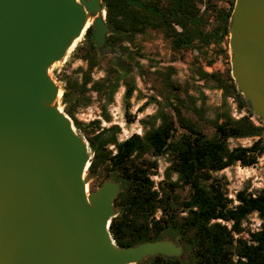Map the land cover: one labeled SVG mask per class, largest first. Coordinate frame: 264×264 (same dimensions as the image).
Listing matches in <instances>:
<instances>
[{"label": "water", "instance_id": "water-1", "mask_svg": "<svg viewBox=\"0 0 264 264\" xmlns=\"http://www.w3.org/2000/svg\"><path fill=\"white\" fill-rule=\"evenodd\" d=\"M86 17L110 49L102 0H0V264H132L185 250L172 238L116 245L120 184L88 191L89 145L49 74ZM228 46L237 90L264 120V0H235Z\"/></svg>", "mask_w": 264, "mask_h": 264}, {"label": "trees", "instance_id": "trees-1", "mask_svg": "<svg viewBox=\"0 0 264 264\" xmlns=\"http://www.w3.org/2000/svg\"><path fill=\"white\" fill-rule=\"evenodd\" d=\"M218 0H102L105 9V22L109 27L106 40L128 50L124 41L133 42L138 34L147 30H158L169 39L174 50L189 46H204L221 42L227 45L230 16L235 0H227V5H217ZM203 9L201 10V6ZM213 14L214 24L207 27V13ZM226 55V49H221ZM86 62L80 69V79L66 75L62 85L61 101L63 110L72 118L76 128L82 130L92 150V158L87 167V177L98 174L100 166L113 170L122 183V190L114 197L119 206L117 215L111 218L109 231L118 246H130L144 240L161 238L165 233L184 241L190 248L196 264H264V188L252 194L245 190L236 193L238 203L230 205L224 182L213 175L227 166L239 162L242 166L254 165L264 153L261 138L264 125L256 124L252 112L233 118L229 113L217 117L214 133L205 134L175 107L174 117L162 114L157 126H151L143 134L133 133L123 140L117 139L118 127L111 125L96 132L88 124L75 117L77 107L86 105L90 97L87 90L103 93L107 102L113 98L124 78L125 106H130V98L136 88L130 74L131 63L122 58L110 65L106 75L94 80L92 69L99 64L100 53L93 40V28L89 25L84 32V41L76 46L75 52ZM209 61L208 64H211ZM123 71V73H121ZM76 72V70L74 71ZM199 75L209 77L216 87L223 88L226 94H233L238 109L248 108V100L237 90L230 75L225 72L206 73L200 69ZM87 87V84H89ZM128 119L129 114L126 113ZM107 118V117H106ZM222 118L221 122H218ZM131 120V119H130ZM179 122L185 131L176 135L175 124ZM258 136L250 145L229 147V138ZM108 144L114 145L115 152ZM172 155L166 173L175 172L177 179L171 181V190L177 185H188L189 194L181 201L185 215H180L168 194L159 196L150 178L149 162L145 155ZM155 165V163H154ZM106 175V174H104ZM104 175L99 179L102 181ZM157 209L161 214L155 218ZM257 212L262 219L258 230L250 232L249 238L234 237L243 230L242 220L251 212ZM217 219L230 221L228 227ZM132 264H184L176 257L156 254L145 263Z\"/></svg>", "mask_w": 264, "mask_h": 264}, {"label": "rangeland", "instance_id": "rangeland-1", "mask_svg": "<svg viewBox=\"0 0 264 264\" xmlns=\"http://www.w3.org/2000/svg\"><path fill=\"white\" fill-rule=\"evenodd\" d=\"M226 1L218 0L217 5L224 7L227 5ZM200 6L202 10L204 6L202 4ZM207 16V27H210L215 20L210 12L207 13ZM84 31L85 29L83 35L80 36L74 46L67 50L64 57L54 62L49 68L50 76L61 90L66 75H73L80 79L81 71L79 68H86V62L74 53L76 46L84 41ZM107 43L109 42L107 41ZM109 44L111 48L108 50L102 51L98 48L100 61L92 69V78L94 80L101 79L106 75L110 65L118 63L122 58L131 57L132 59H127V62L130 61L131 63L130 74L134 77L136 88L130 98L128 108L125 106L123 97L124 78L119 80V86L110 102H107V98L103 93L87 90L85 95L90 97L89 103L77 107L74 115L79 121L86 124L93 120L99 121L98 129H96L95 124L86 126L89 131L94 128L97 132L103 127L116 125L118 127L117 139L123 140L133 133L143 134L151 126H157L162 120V114L174 117L175 107H178L183 116L208 136L214 133L216 118L222 117L225 112L233 118H239L250 110L253 121L256 124L264 125V120L255 115L250 106L238 109L233 94H226L223 88L215 86L211 78H203L199 75L200 69H203L206 73H211L213 71L225 72L229 67L231 71V50L228 43L225 45L221 42L222 48L216 43H210L199 47L189 46L174 50L169 39L165 38L160 31L149 29L146 33L136 35L133 42L124 41L123 44L127 45L128 50L124 51L118 45ZM221 49H226L227 57ZM209 61H212V63L208 64ZM75 70L76 72H74ZM89 85L90 83L87 84V87ZM58 105L63 110L61 93L58 95ZM126 113L129 114V119ZM221 120L222 118H219L218 122H221ZM175 127L177 129L176 135L181 131H185V128L179 122L175 124ZM75 130L88 142L86 134L82 130L76 127ZM257 138L258 136L229 138L228 145L229 147L247 146ZM261 138L264 142V130ZM107 147L112 149L113 153L115 152L113 144H108ZM89 154L91 159L93 153L90 146ZM145 157L149 162L148 167L150 178L153 180V188L158 190L159 196H163L164 193L168 194L169 200H172L176 208L180 210L179 214L185 215L186 211L181 210V201L188 197V185H177L171 190L172 187L169 183L177 179V174L175 172L166 173L172 155L166 152L155 156L146 154ZM86 175L87 169L84 171V176ZM102 175H104V178L100 181ZM213 175L222 179L226 196L230 199V205H235L238 203L236 193L239 190L256 194L264 188V153L258 157L254 165L242 166L239 162H236L213 172ZM109 179L120 184V190L118 191L120 192L122 183L116 173L113 170L106 171L103 166L99 167L98 174L90 178L87 177L88 191H94L103 181ZM113 204L116 207L117 215L120 208L114 203V198ZM160 214L161 210L157 209L154 213L155 218ZM217 220L228 227L231 225L230 221ZM261 222L262 219L257 212L249 213L242 220L243 230L234 233V237L249 238V233L258 230ZM161 238H172L176 243L182 244L185 250L181 255V260L184 264H196L190 248L178 236L173 238L165 233ZM148 259L149 257L140 263H145Z\"/></svg>", "mask_w": 264, "mask_h": 264}, {"label": "bare ground", "instance_id": "bare-ground-1", "mask_svg": "<svg viewBox=\"0 0 264 264\" xmlns=\"http://www.w3.org/2000/svg\"><path fill=\"white\" fill-rule=\"evenodd\" d=\"M88 24H89V19H88V17H86V21L84 22V25H83L82 30H81V32H80V35L76 36V37L72 40L71 44L68 46V49H69L70 47L74 46V45L77 43V41L79 40L80 36H81L82 33H83V30L86 29V27L88 26ZM59 93H61V91H60ZM58 95H59V94H58Z\"/></svg>", "mask_w": 264, "mask_h": 264}]
</instances>
